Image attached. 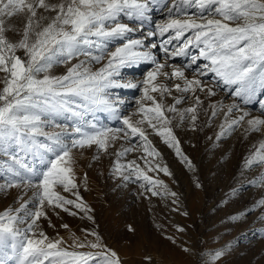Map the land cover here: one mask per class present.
<instances>
[{
    "label": "snow or ice",
    "instance_id": "6c2138e0",
    "mask_svg": "<svg viewBox=\"0 0 264 264\" xmlns=\"http://www.w3.org/2000/svg\"><path fill=\"white\" fill-rule=\"evenodd\" d=\"M153 11L162 18L153 22ZM145 22L154 26L133 38ZM151 37H159V43L149 46ZM156 48L162 61L152 51ZM142 63L152 65L142 79H123L125 69ZM57 65L64 66L62 74H52ZM0 73V176L7 177L0 193L21 190L18 207L0 210V264H123L95 230L82 229L77 236L63 223L69 243L41 227L45 219L55 227L49 212L58 216L57 209L94 221L80 193L87 174L78 180L76 153L95 147L112 155L115 148L110 171L118 183H139V195L170 197L171 210L180 211L178 193L149 175L172 173L155 161L160 153L145 125L193 171L197 188L202 184L195 165L174 127L186 122L200 132L222 115L216 142L238 128L246 137L264 136V0H0ZM120 88L140 92L132 113L125 114V101L113 98ZM217 91L232 102L214 101ZM168 96L171 103L165 102ZM252 103H258L257 115L245 107ZM99 112L119 124L102 123ZM176 119L180 124L174 125ZM140 149L143 166L135 159L122 162ZM246 163L264 164V140ZM257 206L264 207V197ZM175 229L185 231L180 224ZM210 255L212 264H220L225 254ZM151 259L145 257L149 264Z\"/></svg>",
    "mask_w": 264,
    "mask_h": 264
},
{
    "label": "rangeland",
    "instance_id": "374dc122",
    "mask_svg": "<svg viewBox=\"0 0 264 264\" xmlns=\"http://www.w3.org/2000/svg\"><path fill=\"white\" fill-rule=\"evenodd\" d=\"M151 15L153 22L162 18L161 14L156 11H153ZM121 19L124 21L123 17ZM14 22L18 24V19ZM124 22L136 23L135 21ZM153 26L154 23L145 22L143 29L131 35L133 38L145 36ZM9 35L12 34L9 33ZM159 40V37H151L147 38L146 42L150 46L153 42L158 44ZM152 51L159 60H163V53L159 48ZM18 54L23 56L22 51ZM182 60L183 58L180 57L175 58L176 63H181ZM151 67L152 65L149 63H142L138 67L125 69L123 79L127 80L133 77L142 79V75ZM51 71L52 74L58 75L62 74L65 68L63 65H57ZM2 76L3 74L0 73V77ZM225 95V92L217 91V95L212 99L223 101L227 105L232 102L233 98L228 96L225 99ZM139 96L138 89L113 90L114 99L125 101V114L133 112L136 107L135 101ZM165 102L171 103L172 98L166 97ZM189 104L190 101H187L180 107H186ZM205 107H207V102ZM245 107L251 111L252 115H257L259 112L258 103H252ZM97 117L108 126L119 124V121L111 119L104 112L97 113ZM133 118L138 117L134 116ZM204 119L205 117L201 116V120ZM222 120V115L214 118L212 126L206 125L200 132H193L187 127L186 122L180 124L178 119L173 121L174 125L180 124V126L174 127V131L181 140L184 153L191 158L195 165V175L198 176L202 184L201 188L195 186L193 171L180 161L174 150L165 145L152 129L145 125L149 139L152 140L153 145L160 153L155 161L161 165L166 164L172 173V176L152 172H149V175L159 176L176 192L187 190L194 203L198 202V191H203L204 202L206 205L211 203L207 210L202 208L197 213L195 210L189 209L187 211L189 215L184 216L179 211L176 213L171 210L173 207L170 204V197L139 195L138 193L143 191L140 189L139 183H118L117 179L112 177L110 169L115 160V148L110 149L112 155H106L98 153L96 148L92 147L85 149L83 155L76 153V172L78 180L84 179V174H87V186L81 185L80 193L84 201L90 205L94 221L87 220L82 213L70 216L57 209L58 216L49 212V217L55 227H49L46 219L41 221V227L49 236L54 237L59 232L60 236L68 240L69 243L71 234L68 230L61 228V224L67 223L71 232L77 236L83 235L82 229L95 230L108 247L118 252L123 264H149L145 260L147 256L152 258L150 264H167L160 255L162 250L159 248L162 243L165 244L167 241L174 246L182 244V241L185 244L183 236L186 232L181 233L175 229V225L180 224L185 229L192 226L197 233L193 264H212L210 254L217 250L227 253L237 250L239 252H236L237 256L248 264H264V207L257 206L258 201L264 197V186H262L264 164L254 163L248 166L246 163L251 153L258 147L259 142L264 140V136L259 133H250L246 137L238 128L231 134H226L221 141L216 142L215 134L219 131ZM137 140L138 138H133V143H136ZM116 147H119V144ZM97 156L98 159H93ZM142 156L143 151L140 149L121 159L122 162L135 159L143 166V160L140 159ZM36 166L42 167L39 164ZM5 179L7 177L0 176V183ZM253 181L255 182L253 183ZM60 191L68 198H74L70 193H64L62 189ZM20 193L19 189L0 193V210L18 207L20 200L17 199V196ZM30 195V191L24 193L23 198L27 199ZM73 211L77 210L73 209ZM129 226L135 231H129ZM235 227L238 232L232 234ZM223 231H226V241L224 242L218 240V235ZM166 236H173L175 242L167 239ZM231 241L233 242L231 243ZM187 253L189 255V251ZM180 262L190 264V258L182 257ZM9 264L12 262L9 261Z\"/></svg>",
    "mask_w": 264,
    "mask_h": 264
},
{
    "label": "bare ground",
    "instance_id": "6f19581e",
    "mask_svg": "<svg viewBox=\"0 0 264 264\" xmlns=\"http://www.w3.org/2000/svg\"><path fill=\"white\" fill-rule=\"evenodd\" d=\"M177 193L180 197V205H179L180 211L179 212H181V214L185 211L187 212L189 209H193L198 213V211L200 209L202 210V208H203V210H207L209 208V206L211 205V203L206 205V203L204 202L203 191H198V202L197 203L193 202V199H191L187 190H185V191L178 190ZM172 207H174V206L172 205ZM175 212L177 213L178 211H175ZM171 214H173V213H171ZM180 217H182V216H180ZM184 232H186V234L183 236V240L185 241V244L183 241H182V244L180 243L177 246H174L171 243L169 244V241H167V243L165 242V244H163V243L161 244V247L159 248V250H162V252L161 253L159 252V253L163 257L164 261L167 264H186V262H182V263L180 262L182 257H187V258L189 257L190 258V264L194 263L195 245L197 242V233L192 228V226H190L189 229H185ZM225 232L226 231H223L218 235L219 236L218 240H222L223 242L226 241ZM237 232L238 231L236 230V227H235L232 230V234H235ZM232 242L233 241H231V243ZM184 247L189 248V255L187 252H185L183 250ZM190 247H191V249H190ZM234 251L230 252L231 254L222 251L225 255L220 260V264H248L245 260H243V259L239 258V256H237V254H236V252H238L237 250H234Z\"/></svg>",
    "mask_w": 264,
    "mask_h": 264
}]
</instances>
